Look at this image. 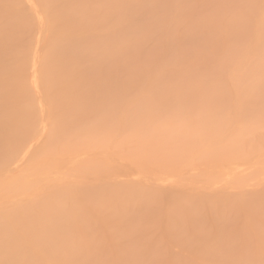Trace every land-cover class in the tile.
Listing matches in <instances>:
<instances>
[{
    "label": "bare ground",
    "instance_id": "obj_1",
    "mask_svg": "<svg viewBox=\"0 0 264 264\" xmlns=\"http://www.w3.org/2000/svg\"><path fill=\"white\" fill-rule=\"evenodd\" d=\"M0 264H264V0H0Z\"/></svg>",
    "mask_w": 264,
    "mask_h": 264
}]
</instances>
